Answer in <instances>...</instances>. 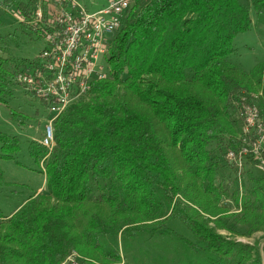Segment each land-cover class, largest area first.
Wrapping results in <instances>:
<instances>
[{"label": "trees", "instance_id": "trees-1", "mask_svg": "<svg viewBox=\"0 0 264 264\" xmlns=\"http://www.w3.org/2000/svg\"><path fill=\"white\" fill-rule=\"evenodd\" d=\"M37 2H16L20 16ZM129 2L105 57L109 75L56 117L49 153L29 144L44 189L0 213V264H60L71 252L113 264L124 240L145 237L173 247L172 264H264V172L248 160L242 191L224 174V163L235 169L225 155L239 147L249 93L262 89L264 108V61L245 71L228 60L264 0ZM31 61L0 55V96ZM0 142L13 158L16 137L0 133ZM256 232L253 243L234 239ZM158 245L145 248L146 262L167 258Z\"/></svg>", "mask_w": 264, "mask_h": 264}, {"label": "rangeland", "instance_id": "rangeland-1", "mask_svg": "<svg viewBox=\"0 0 264 264\" xmlns=\"http://www.w3.org/2000/svg\"><path fill=\"white\" fill-rule=\"evenodd\" d=\"M77 1L86 11L94 12L106 6L109 0ZM16 2L25 4L27 0H0V55L3 57L9 56L18 63L24 58L33 59L44 48L45 41L33 33L26 23L20 22V19H23V17L19 14ZM39 2H43L41 6L45 11L51 7L46 6L48 4L47 0H38L35 6L40 5L38 4ZM250 17V28L234 37V51L228 57L230 63L245 71H250L256 64L264 61V8L262 10L251 8ZM100 61H102V58ZM10 80L13 84L10 86L11 93L6 96H0V133L15 136L18 142V149L12 154L13 158L2 157V143L0 142V213L2 215H9L17 210L26 199L35 194L38 188H40L39 191L44 189L45 176L41 172V170H44L43 160H35L30 155L29 144L31 141L40 143L43 128L49 120L46 105L27 91L23 85L16 84L15 76ZM249 94L252 97L253 103L251 102V104H255L261 111H264V108L262 109L258 105L257 100H255L256 97L258 99L262 95V89ZM240 128L241 124L237 129L236 138L238 137ZM243 169L239 170L235 168L234 171L233 169H229L224 163V174L227 176L231 172L234 184L241 191L244 189L243 175L245 174H243ZM225 203L230 206L231 210H234L231 202L226 200ZM175 230L183 235H189L179 222L178 225L176 224ZM221 233L228 235L226 231H221ZM261 235L262 233L256 232L250 238L236 236L234 239L236 241L253 243L257 239L261 240ZM136 239H127L121 243L122 251L120 252L124 256L126 263L153 264L146 262L149 258L143 253H145V248L150 249L151 247H155L153 246L155 242L158 245V241L161 239L154 238V240H150L145 237L137 242ZM134 243L144 248L134 246ZM162 245L159 244L158 246ZM159 250L160 253H165L167 258L157 263L172 264L170 253L173 251V247L162 246ZM135 253L136 256H142L141 260L144 262L138 263L134 261L132 257H134L133 254ZM80 256L83 258L82 255ZM84 260L90 264H112L98 263L87 257Z\"/></svg>", "mask_w": 264, "mask_h": 264}, {"label": "built area", "instance_id": "built-area-1", "mask_svg": "<svg viewBox=\"0 0 264 264\" xmlns=\"http://www.w3.org/2000/svg\"><path fill=\"white\" fill-rule=\"evenodd\" d=\"M47 11L39 2L30 17L20 19L30 30L45 41L44 48L27 67L17 71L16 84L23 85L33 96L41 100L48 109L49 120L42 131L40 144L51 151L54 145V121L78 99L93 80L105 79L109 68L104 56L110 46V39L121 25V9L126 1L109 0L103 8L86 11L77 0H47ZM102 58V61L100 59ZM240 115H248L249 128L240 138L249 139V148L239 149V156L226 151V159L241 170L248 160L256 167L264 163V114L256 113L243 104ZM251 130H258L259 141H252ZM63 264L78 263L73 252L62 259ZM118 264H124L123 258Z\"/></svg>", "mask_w": 264, "mask_h": 264}, {"label": "bare ground", "instance_id": "bare-ground-1", "mask_svg": "<svg viewBox=\"0 0 264 264\" xmlns=\"http://www.w3.org/2000/svg\"><path fill=\"white\" fill-rule=\"evenodd\" d=\"M129 2L126 1L125 4ZM121 15H122V9H121ZM120 25L116 26V30L119 28ZM90 90V87H86L84 90V93H82V95L78 96V99L76 100H71V104L73 102H76L80 99H82ZM249 108H251L252 110H254L256 113H263V111L259 110V108H257L254 105L249 104ZM58 115H56L57 117ZM238 118H240L241 120V128L239 131V134H246V132H248V128H249V121H248V115H240V111L238 112ZM251 139L252 141H259V132L258 130H251ZM239 141V147L237 149H232L231 150V155L232 156H239V149H246L249 148V139L247 138H240ZM259 170L264 171V163H258V166H256ZM73 257H75V260H78V263H83L81 262L77 256L75 254H73ZM63 264V261L60 263ZM86 264V263H83Z\"/></svg>", "mask_w": 264, "mask_h": 264}, {"label": "crops", "instance_id": "crops-1", "mask_svg": "<svg viewBox=\"0 0 264 264\" xmlns=\"http://www.w3.org/2000/svg\"><path fill=\"white\" fill-rule=\"evenodd\" d=\"M39 190H40V188H38V189L36 190V192H38ZM36 192H35V193H36Z\"/></svg>", "mask_w": 264, "mask_h": 264}]
</instances>
